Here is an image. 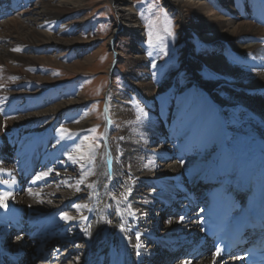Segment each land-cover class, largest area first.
I'll use <instances>...</instances> for the list:
<instances>
[{"label": "bare ground", "instance_id": "1", "mask_svg": "<svg viewBox=\"0 0 264 264\" xmlns=\"http://www.w3.org/2000/svg\"><path fill=\"white\" fill-rule=\"evenodd\" d=\"M6 1L19 12L0 19V197L8 194L7 207L0 208V264L9 263L6 254L22 259L16 264H29L23 246L38 227L34 238L49 240L55 250L82 251L75 264H109L114 254L126 264H164L178 254L173 249L186 256L202 240L199 212L187 204L189 193L202 181L209 185L224 179L240 187L245 176L264 169V0H162L175 12L186 41L184 82L164 95L174 76L155 84L144 72L147 57L138 47L130 63L140 64L129 73L134 109H128L120 94L109 97L110 90L106 92L119 122L113 136L107 107L101 148L78 136L90 124L86 120L75 121L70 135L56 128V119L85 99L58 101L53 95L46 101L42 89L30 84L50 82L49 76L33 71L34 65H62L75 72L83 66L79 61L66 64L64 52L46 47L69 45L51 32L73 11L84 9L85 0H0L2 11ZM132 1L108 0L117 18L109 37L113 50L111 40L119 36L145 39ZM187 11L205 28L198 33L205 42L200 52L188 40ZM116 53L118 61L127 58ZM88 59L81 61L89 65ZM192 60L228 69L232 80H205ZM234 60L240 67L230 63ZM193 86L205 93L195 103L189 99ZM41 173L48 174L36 180ZM195 194L201 201L204 193ZM185 213L188 217L181 220ZM62 214L72 219L62 220ZM16 215L35 222L31 234L23 230L21 236H11L15 227L26 224H17ZM158 217L166 219L163 229ZM208 255L205 248L199 259L175 264H222ZM60 260L62 256L53 264Z\"/></svg>", "mask_w": 264, "mask_h": 264}, {"label": "rangeland", "instance_id": "2", "mask_svg": "<svg viewBox=\"0 0 264 264\" xmlns=\"http://www.w3.org/2000/svg\"><path fill=\"white\" fill-rule=\"evenodd\" d=\"M132 4L136 8L144 27L145 39L138 40L128 34L115 39V51L123 52L127 58L124 61H117L111 72L109 68L116 54L109 46V37L117 18L113 6L108 0H85L84 9L73 11L68 18L64 17L66 19L61 22V25L59 24L58 29L51 32L57 38L68 39L69 45L65 47L60 44H53L46 48H50L53 53L57 51L64 52L66 64L79 61L83 66L78 65V72L61 68L62 65L61 67H59L60 65L50 64L32 66L35 73H43L44 76H49V83L30 80V84L40 87L46 94V101H50L53 95L58 98V101L70 98L85 99L73 109L65 111L64 115L56 119L55 124L58 131L62 129L70 131V127L75 121L86 120L90 124L78 136L95 144L96 148H101L104 140V127L108 125V123L106 125V120H108L107 107L110 109L109 116H111L112 129L115 128L112 132L113 136H115V130L118 128L117 123L119 121L111 111L112 104L107 105L108 96L111 97L115 92L118 96L121 95L124 98V103L127 104L128 109H134L136 97L129 73H131V70L135 72L134 69L140 64L134 63V60L132 61L133 65L130 63L138 47L142 48L141 52L147 57L144 72L153 78L155 84L161 85L174 76V80L166 89L164 95L173 92L181 85L184 82V74L187 73L181 62L186 41L178 32L175 12L167 9L162 0H133ZM186 13H189V11ZM186 20L189 27L188 40L194 50L200 52L205 47V42L199 38V35L205 28L202 27L203 25L200 22H197V18L190 16V13ZM78 53L81 54L78 55ZM236 54L240 55L241 53ZM82 59H88L90 64H84V61H81ZM192 61L196 67V73L205 80L226 81L227 83L232 80L230 75L233 72L228 69L219 68L217 65L211 68L204 62ZM230 63L240 67L238 60L230 61ZM108 90L110 92L107 96L106 92ZM204 94L203 90L193 86L190 90V102L200 101ZM215 112L219 114L217 110ZM93 129L95 131H92ZM156 210L160 212L161 208L158 207ZM157 219L159 228L163 229L166 225V219L161 220L159 217ZM81 252L77 250L76 253L72 254L62 249L61 254L63 256L61 255L62 260L59 264H75L78 259L83 258ZM52 262L48 261V264ZM175 263V258L171 257L170 262L164 264ZM150 264H158V262L152 260Z\"/></svg>", "mask_w": 264, "mask_h": 264}, {"label": "snow or ice", "instance_id": "3", "mask_svg": "<svg viewBox=\"0 0 264 264\" xmlns=\"http://www.w3.org/2000/svg\"><path fill=\"white\" fill-rule=\"evenodd\" d=\"M169 34H171V33H169ZM17 50H18V49H17ZM140 111H141V113L143 112L142 109H141ZM92 131H95V129H93ZM61 132H62V134H63V133H67V130H66V129H62ZM67 134L70 135V133H67ZM180 163L183 164V161H180ZM47 174H48V173H41V174H38L37 177H36V180L43 179ZM7 198H8V194H4V196L0 197V208H6V207H7V205H6V203H5V201H6ZM74 207L79 208V207H81V206H79V205H74ZM61 219H62V220H65V221H70V220L72 219V217L68 216L67 214H62V215H61ZM182 219H183V217H181V220H182ZM121 230H123V229H121ZM137 239H139V236L137 237ZM137 247L139 248L140 245L138 244ZM219 253H220V249L218 248V249H217V254H219ZM136 255L139 256V255H140V252H137Z\"/></svg>", "mask_w": 264, "mask_h": 264}]
</instances>
